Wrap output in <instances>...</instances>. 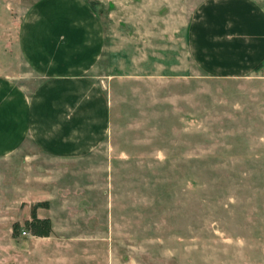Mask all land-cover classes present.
Listing matches in <instances>:
<instances>
[{"label": "rangeland", "instance_id": "obj_1", "mask_svg": "<svg viewBox=\"0 0 264 264\" xmlns=\"http://www.w3.org/2000/svg\"><path fill=\"white\" fill-rule=\"evenodd\" d=\"M39 1L0 0V76L28 71L18 32ZM200 1L56 4L98 18L84 17L102 42L83 73L107 128L76 159L0 157V264H264V66L220 77L191 60ZM37 200L48 235L25 225Z\"/></svg>", "mask_w": 264, "mask_h": 264}, {"label": "crops", "instance_id": "obj_2", "mask_svg": "<svg viewBox=\"0 0 264 264\" xmlns=\"http://www.w3.org/2000/svg\"><path fill=\"white\" fill-rule=\"evenodd\" d=\"M59 1L40 0L20 25L28 71L0 76V157L76 159L106 132L105 97L83 73L97 64L102 42L99 23L84 17L98 18L68 16ZM186 41L191 60L211 76L255 74L264 66V0H201Z\"/></svg>", "mask_w": 264, "mask_h": 264}, {"label": "trees", "instance_id": "obj_3", "mask_svg": "<svg viewBox=\"0 0 264 264\" xmlns=\"http://www.w3.org/2000/svg\"><path fill=\"white\" fill-rule=\"evenodd\" d=\"M92 7V6H91ZM46 200H37L30 209V218L25 220V225L29 231L36 235H48L51 230V222L48 216L36 215L34 208L45 205Z\"/></svg>", "mask_w": 264, "mask_h": 264}, {"label": "built area", "instance_id": "obj_4", "mask_svg": "<svg viewBox=\"0 0 264 264\" xmlns=\"http://www.w3.org/2000/svg\"><path fill=\"white\" fill-rule=\"evenodd\" d=\"M22 233H24L25 231L24 230H21Z\"/></svg>", "mask_w": 264, "mask_h": 264}]
</instances>
